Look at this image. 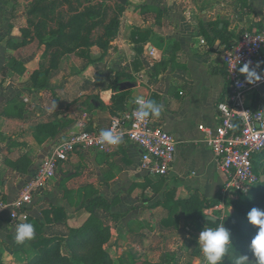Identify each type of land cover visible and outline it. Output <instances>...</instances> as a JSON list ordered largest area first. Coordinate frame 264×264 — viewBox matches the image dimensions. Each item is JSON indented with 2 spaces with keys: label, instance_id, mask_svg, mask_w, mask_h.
<instances>
[{
  "label": "crops",
  "instance_id": "1",
  "mask_svg": "<svg viewBox=\"0 0 264 264\" xmlns=\"http://www.w3.org/2000/svg\"><path fill=\"white\" fill-rule=\"evenodd\" d=\"M263 16L264 0H0V264H22L11 203L38 162L78 120L105 129L136 96L163 105L149 120L178 140L168 175L140 170L128 143L76 151L34 197L30 218L45 232L91 216L97 228L108 222L113 250L128 251L153 225L180 223L192 201L218 198L203 212L223 207L224 176L198 125L218 124L228 89L220 50ZM256 158L262 165L264 151Z\"/></svg>",
  "mask_w": 264,
  "mask_h": 264
},
{
  "label": "built area",
  "instance_id": "2",
  "mask_svg": "<svg viewBox=\"0 0 264 264\" xmlns=\"http://www.w3.org/2000/svg\"><path fill=\"white\" fill-rule=\"evenodd\" d=\"M203 42V40H202ZM204 43V42H203ZM228 84L227 93L216 104L218 124L215 127L198 125L204 139L216 157L224 176L220 190V204L233 194H247L260 180L254 169L255 155L264 149V16L260 27L243 30L239 37L220 50ZM261 74L255 84H247L239 69L244 63ZM254 92L251 104L244 101L245 95ZM134 103L110 118L105 129L123 132L121 144H131L139 149L138 168L150 176L168 175L175 159L178 140L149 118H137ZM77 128L65 139L55 142L50 151L37 164L33 173L26 177L11 203L9 224L16 226L26 222L34 197L46 189L56 174L57 168L76 151L94 150L112 153L118 146L98 143L102 129H88L84 121L78 120ZM7 205L0 191V212Z\"/></svg>",
  "mask_w": 264,
  "mask_h": 264
},
{
  "label": "rangeland",
  "instance_id": "3",
  "mask_svg": "<svg viewBox=\"0 0 264 264\" xmlns=\"http://www.w3.org/2000/svg\"><path fill=\"white\" fill-rule=\"evenodd\" d=\"M258 173L261 178L264 162ZM222 204L223 207H215L208 212L189 207L188 212L180 214L186 216L180 217L181 222L175 226L170 224L166 228H157L153 225L144 237L132 238L134 245L131 248L130 241L128 251L118 247L113 250L111 244L117 236H111L113 231L109 229L108 222L97 228L91 216L85 217L83 224L77 226H70L64 219V224L59 226L51 229L46 226L43 235L35 236L31 247L21 246L20 260L22 264H197V261L204 264L198 245L199 234L205 226L223 224L230 232L233 245L223 264H232L237 255H247L250 264H255L250 242L258 228L248 222L247 213L252 208L264 209V184L248 195L233 194ZM149 215L160 214L149 212ZM203 215L214 220L205 221ZM118 239L126 242L121 235Z\"/></svg>",
  "mask_w": 264,
  "mask_h": 264
},
{
  "label": "clouds",
  "instance_id": "4",
  "mask_svg": "<svg viewBox=\"0 0 264 264\" xmlns=\"http://www.w3.org/2000/svg\"><path fill=\"white\" fill-rule=\"evenodd\" d=\"M245 76V82L249 85L255 84L262 79L261 74L251 66V62L244 63L239 69ZM130 103L137 105V118L141 121L153 117L159 118L163 105L152 99L143 96H136ZM57 104L52 102L49 112L55 111ZM123 132L114 129H102L99 132L98 143L101 145L118 146L123 141ZM248 222L258 228L250 242V249L255 257V264H264V209L252 208L247 213ZM35 227L32 223L21 222L15 226L14 242L17 245H24L35 238ZM198 245L203 254L204 264H223L224 257L232 247L230 232L220 224L216 227L205 226L199 234ZM199 264V261H197ZM232 264H250L247 255H237Z\"/></svg>",
  "mask_w": 264,
  "mask_h": 264
},
{
  "label": "trees",
  "instance_id": "5",
  "mask_svg": "<svg viewBox=\"0 0 264 264\" xmlns=\"http://www.w3.org/2000/svg\"><path fill=\"white\" fill-rule=\"evenodd\" d=\"M225 45L226 46H229V45H231V42L229 41H226L225 42ZM264 151V149L261 151V152H259V153H257L256 155H255V159H254V169H255V171H258L259 170V168H260V162H258L256 159V157L258 156V155H260L262 152ZM262 175V174H261ZM262 176H264V174L262 175ZM261 184H264V181H261V180H259V182L257 183V185L254 187V188H252L247 194H244V195H248L249 193H251V192H253L254 190H256V189H258V187H259V185H261ZM217 197H213V198H210V199H204L203 201H202V205L201 206H206V207H212L213 205H215L216 203H217ZM192 202H195V204H192V205H189V206H184L183 207V210H182V214L183 213H186V212H188L187 210H188V208L190 207L191 209H198V208H200L201 206L199 205V203L197 204V202L196 201H192ZM105 206V205H104ZM193 206H195V207H193ZM92 212V211H91ZM184 217L186 216V215H183ZM204 220L205 221H207L208 219H206L205 217H204ZM26 222H29V223H32L33 225H34V227H35V231H36V233H37V235L36 236H40V235H43V233H44V231H43V225H42V223L38 220V219H31V218H29ZM47 242V241H46Z\"/></svg>",
  "mask_w": 264,
  "mask_h": 264
},
{
  "label": "water",
  "instance_id": "6",
  "mask_svg": "<svg viewBox=\"0 0 264 264\" xmlns=\"http://www.w3.org/2000/svg\"><path fill=\"white\" fill-rule=\"evenodd\" d=\"M120 2H122V3H124L125 2V0H119ZM264 89V87H261V88H259V91H262ZM261 181H264V176H261ZM207 219H211V220H214V219H212V218H210V217H207Z\"/></svg>",
  "mask_w": 264,
  "mask_h": 264
}]
</instances>
